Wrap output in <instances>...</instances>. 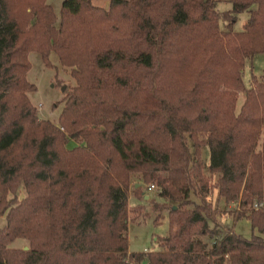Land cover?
<instances>
[{"label":"trees","instance_id":"trees-1","mask_svg":"<svg viewBox=\"0 0 264 264\" xmlns=\"http://www.w3.org/2000/svg\"><path fill=\"white\" fill-rule=\"evenodd\" d=\"M219 2L63 0L57 25L47 0H0V264H264V239L221 224L207 199L264 234V77L243 82L264 54V0ZM31 52L75 81L57 124L28 97ZM132 176L160 189V251L129 253Z\"/></svg>","mask_w":264,"mask_h":264},{"label":"rangeland","instance_id":"rangeland-1","mask_svg":"<svg viewBox=\"0 0 264 264\" xmlns=\"http://www.w3.org/2000/svg\"><path fill=\"white\" fill-rule=\"evenodd\" d=\"M63 0H47V3L52 7L56 17L57 25L59 24L61 5ZM93 4L109 9V0H93ZM219 12L229 11L231 9L230 0H220L217 4ZM248 14L241 13L237 15V20L233 26L234 32L242 30L243 25L247 22ZM221 30L226 31L225 23L221 22ZM50 62L52 67H47L42 61L40 54L31 52L28 55L30 62V70L27 73V80L32 83L36 90L29 93L28 97L31 103L38 109L39 119L49 120L54 124L58 123V118L63 109V97L65 91L75 85V81L70 76V70L62 68L59 64L58 57L55 53L50 54ZM255 75L264 77V54H258L246 61L243 70V82L246 88L251 86V77ZM243 101V93L238 96V107ZM63 131V128H60ZM76 143L70 141L68 148H73ZM210 153L208 147L202 148V161L205 168L209 165ZM207 173V171H205ZM159 175V174H158ZM213 179L211 183H214ZM138 185V186H136ZM151 183H144L139 176H132L128 191V210H129V224H128V249L129 253H148L160 251L156 238L166 237L169 234V221L167 212H164L163 217L156 223L154 222L156 213L152 211V205L161 203L163 200L158 196L160 191L156 183L153 185L155 189L148 191L147 188ZM141 189V195L135 193V189ZM145 196H148L146 199ZM24 193L20 191L19 198L22 199ZM214 206H218L220 212L219 221L228 227H232L234 232L243 236L244 238H251L253 234L264 239V234H259L257 231L252 232L250 222L245 219L233 221V211L237 209L235 204H224L223 201L217 202V193L212 191L207 196ZM5 225V219H0V228ZM27 242L22 239H16L10 244L12 248H25Z\"/></svg>","mask_w":264,"mask_h":264},{"label":"built area","instance_id":"built-area-1","mask_svg":"<svg viewBox=\"0 0 264 264\" xmlns=\"http://www.w3.org/2000/svg\"><path fill=\"white\" fill-rule=\"evenodd\" d=\"M152 189H155V186L153 184L149 185L148 188H147L148 191H151ZM254 208H256V209L259 208V205L255 204Z\"/></svg>","mask_w":264,"mask_h":264},{"label":"water","instance_id":"water-1","mask_svg":"<svg viewBox=\"0 0 264 264\" xmlns=\"http://www.w3.org/2000/svg\"><path fill=\"white\" fill-rule=\"evenodd\" d=\"M136 186H138V185H136ZM145 198L147 199L148 198V196H145ZM28 249V247H25L24 248V250H27Z\"/></svg>","mask_w":264,"mask_h":264}]
</instances>
